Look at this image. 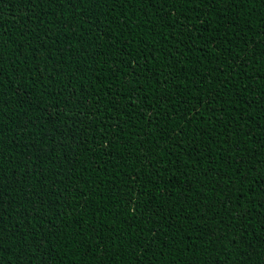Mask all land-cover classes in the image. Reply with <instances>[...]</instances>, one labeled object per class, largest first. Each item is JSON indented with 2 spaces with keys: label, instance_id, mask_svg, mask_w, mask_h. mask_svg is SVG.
<instances>
[{
  "label": "trees",
  "instance_id": "1",
  "mask_svg": "<svg viewBox=\"0 0 264 264\" xmlns=\"http://www.w3.org/2000/svg\"><path fill=\"white\" fill-rule=\"evenodd\" d=\"M0 264H264V0H0Z\"/></svg>",
  "mask_w": 264,
  "mask_h": 264
}]
</instances>
